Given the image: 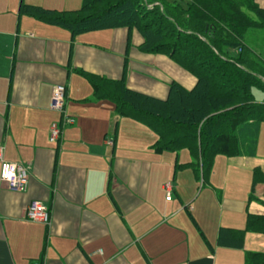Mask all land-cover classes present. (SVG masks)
<instances>
[{"label":"crops","instance_id":"crops-1","mask_svg":"<svg viewBox=\"0 0 264 264\" xmlns=\"http://www.w3.org/2000/svg\"><path fill=\"white\" fill-rule=\"evenodd\" d=\"M256 1L264 8V0ZM22 2L58 11L82 6L81 0L0 2V264H245L247 251H264V234L254 231L252 240L246 232L244 248L217 242L220 227L244 229L248 211L264 213L250 208L253 179L234 180L240 192L227 196L215 179L203 185L191 166L177 171L191 154L156 153L157 134L117 114L112 100L95 99L78 70L125 78L159 98L172 80L190 89L196 78L166 55L141 52L136 29L131 45L124 27L74 35L20 14ZM256 33L261 40L254 45L264 51V32ZM59 84L67 88L64 112L50 106ZM54 123L62 130L57 142L50 139ZM3 162L28 169L25 191L1 180ZM33 201L48 207L49 224L26 219Z\"/></svg>","mask_w":264,"mask_h":264},{"label":"trees","instance_id":"trees-1","mask_svg":"<svg viewBox=\"0 0 264 264\" xmlns=\"http://www.w3.org/2000/svg\"><path fill=\"white\" fill-rule=\"evenodd\" d=\"M20 14L63 26L74 35L128 28L129 45L136 29L143 39L141 52L166 55L192 74V88L172 80L167 97L159 98L129 87L125 78L78 70L90 81L95 99L112 100L117 114L157 134L156 153L190 152L192 161L177 163V171L191 166L204 185L217 155L240 156L250 140L255 142L264 121V100L253 92L264 91V51L254 45L261 40L257 30L264 32V8L256 0H188L187 6L178 0H83L79 9L66 11L22 2ZM249 31L256 39L247 38ZM255 146H250L252 153ZM257 181H264L261 166L253 169V183ZM248 231L264 234V213L248 211L244 229L220 227L217 242L244 248ZM245 264H264V251H247Z\"/></svg>","mask_w":264,"mask_h":264},{"label":"rangeland","instance_id":"rangeland-1","mask_svg":"<svg viewBox=\"0 0 264 264\" xmlns=\"http://www.w3.org/2000/svg\"><path fill=\"white\" fill-rule=\"evenodd\" d=\"M1 1H6V0H0V2ZM178 1L182 3L183 6H187L188 0H178ZM82 2L83 0H81L80 3L82 4ZM70 9L74 10L75 8H70ZM251 32L252 31H249L247 38L249 36L251 38V34H252ZM253 92L255 98L258 101L264 100V91L255 88L253 89ZM257 135L255 136L256 139L254 143H256V146L254 153H252L253 151L252 148L250 147L254 143L252 142V140H250L251 144H249L248 142V145H245L242 148L243 150L241 155H244V157L219 154L214 159V165L210 173H208L206 179H215V181L218 182V184L220 185L218 188L222 191H224L223 188L225 186V188H227L226 190L227 196H232V194L240 192L239 189L237 190L235 189L234 180L253 179L252 168L257 164L261 165V167L264 169V121L260 123ZM181 154L184 155V157L186 158L190 156V152L187 149L181 150ZM190 172H192V174L195 175L193 169L190 170ZM180 175H184V174L180 173ZM248 185H250V187L252 188V191H249V194L250 193L254 194V197L250 202L251 210L264 211V203L261 202V198H264V181H257L256 183H253V181L251 180L250 182H248ZM253 237H257V234L251 231L248 234V240L249 239L252 240Z\"/></svg>","mask_w":264,"mask_h":264},{"label":"built area","instance_id":"built-area-1","mask_svg":"<svg viewBox=\"0 0 264 264\" xmlns=\"http://www.w3.org/2000/svg\"><path fill=\"white\" fill-rule=\"evenodd\" d=\"M66 94L67 88L65 84L56 85L51 99V109L64 112L67 99ZM67 121L73 122V118H67ZM61 131L60 125L54 123L51 127V141L57 142L61 137ZM1 180L15 191H25L29 186L30 174L28 169L23 165L3 162L1 168ZM164 188L167 191V199L170 200L173 195V183L171 181L166 182ZM26 219L49 224L51 222V212L48 207L42 203L33 201L27 208ZM32 264L39 263L34 261Z\"/></svg>","mask_w":264,"mask_h":264}]
</instances>
